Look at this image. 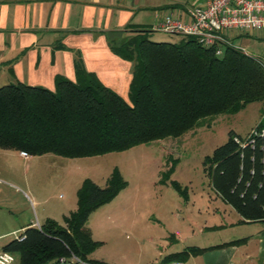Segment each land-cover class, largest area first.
Returning <instances> with one entry per match:
<instances>
[{
  "label": "trees",
  "instance_id": "obj_1",
  "mask_svg": "<svg viewBox=\"0 0 264 264\" xmlns=\"http://www.w3.org/2000/svg\"><path fill=\"white\" fill-rule=\"evenodd\" d=\"M130 34L109 49L131 61L128 100L73 62L75 80L55 75L53 90L20 82L0 86V148L26 155L79 158L120 152L166 137H180L204 117L233 114L259 101L264 115V63L231 46L220 55L193 38L178 43L153 42L149 29L129 25ZM259 122L257 125H259ZM229 130L226 140L202 159V171L220 199L241 221L264 220V139L253 149H239ZM241 153V155H239ZM158 180L164 183L176 159L169 157ZM251 171V172H250ZM186 199L185 188L170 180ZM126 187L112 167L102 187L82 179L75 191L76 207L61 217L37 226L26 225L19 238L1 246L15 256L12 264H107L88 255L99 246L85 226L88 215ZM245 238L219 245L186 246L161 258L160 264H184L190 255L234 245ZM62 258V261L59 259Z\"/></svg>",
  "mask_w": 264,
  "mask_h": 264
},
{
  "label": "rangeland",
  "instance_id": "obj_2",
  "mask_svg": "<svg viewBox=\"0 0 264 264\" xmlns=\"http://www.w3.org/2000/svg\"><path fill=\"white\" fill-rule=\"evenodd\" d=\"M128 2L138 7L133 19L138 22L136 27L148 30L155 12L173 11V5L195 6L202 0ZM229 33L234 45L264 63V30L240 32L246 34L238 37H234L235 30ZM183 38L147 33V39L153 42L178 43ZM261 108V102H251L235 115L204 117L180 137H166L97 156L68 158L52 153L23 156L17 150L0 148V233L30 223L40 225L45 217L61 223V213L67 215L76 207L75 191L82 179L89 178L102 187L112 167H116L126 181V188L88 216L85 226L90 228L91 238L100 242L89 258L110 264H160L164 255L180 251L185 245L237 239L251 227L226 225L220 230L210 227L220 221H235L239 216L212 189L201 162L226 140L231 125L243 133L258 119ZM169 157L176 159L175 166L168 180L159 183ZM170 180L185 188L186 199L173 189ZM204 223L208 227L199 232L197 229ZM19 232L0 235V251Z\"/></svg>",
  "mask_w": 264,
  "mask_h": 264
},
{
  "label": "crops",
  "instance_id": "obj_3",
  "mask_svg": "<svg viewBox=\"0 0 264 264\" xmlns=\"http://www.w3.org/2000/svg\"><path fill=\"white\" fill-rule=\"evenodd\" d=\"M171 8L177 9L178 13L183 9L175 5ZM137 11L138 7L130 5L128 0H0V84L20 82L53 90V79L57 74L75 80L73 62L78 57L85 71L127 101L132 62L113 53L108 42L120 41L130 34L129 25L138 24L133 21ZM241 34L246 33L239 32L234 37ZM261 116L243 133L232 125L229 130L238 136L245 135L258 124ZM241 220L239 216L235 221H220L210 227L220 230L226 225L250 226L237 238H245L244 241L190 255L184 264H264V220ZM25 226L7 232L21 231ZM207 227L204 223L197 230L200 232ZM90 234L92 236L91 230ZM228 241L184 247H207Z\"/></svg>",
  "mask_w": 264,
  "mask_h": 264
},
{
  "label": "built area",
  "instance_id": "obj_4",
  "mask_svg": "<svg viewBox=\"0 0 264 264\" xmlns=\"http://www.w3.org/2000/svg\"><path fill=\"white\" fill-rule=\"evenodd\" d=\"M148 27L151 32L193 38L202 47H213L215 55H220L224 46L247 54L243 48L232 44L229 32L264 30V0H202L198 5L183 8L181 13L177 9L155 12ZM259 122L244 136L232 138L239 149H253L258 139H264V115ZM19 154L26 155L23 151H19ZM14 238L20 239L19 233ZM59 260L62 261V258ZM71 260L87 264L75 257H71ZM14 261L13 254L0 251V264H12Z\"/></svg>",
  "mask_w": 264,
  "mask_h": 264
}]
</instances>
